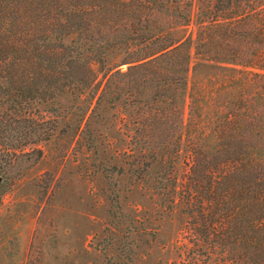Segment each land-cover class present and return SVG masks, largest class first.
Segmentation results:
<instances>
[{
    "label": "trees",
    "instance_id": "obj_1",
    "mask_svg": "<svg viewBox=\"0 0 264 264\" xmlns=\"http://www.w3.org/2000/svg\"><path fill=\"white\" fill-rule=\"evenodd\" d=\"M193 6L0 0V189L54 139L128 156L198 240L264 264V0H206L190 31Z\"/></svg>",
    "mask_w": 264,
    "mask_h": 264
},
{
    "label": "rangeland",
    "instance_id": "obj_2",
    "mask_svg": "<svg viewBox=\"0 0 264 264\" xmlns=\"http://www.w3.org/2000/svg\"><path fill=\"white\" fill-rule=\"evenodd\" d=\"M193 1L190 31L206 2ZM61 144L38 146L43 157L22 164V177L11 173L21 180L0 189V264H229L221 245L198 240L194 215L181 205L165 211L135 183L128 156L95 159ZM113 166L124 174L100 170Z\"/></svg>",
    "mask_w": 264,
    "mask_h": 264
}]
</instances>
